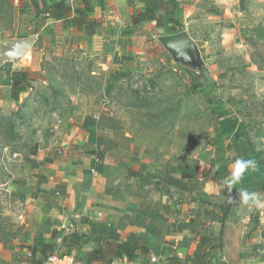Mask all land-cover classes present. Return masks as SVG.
<instances>
[{
  "label": "rangeland",
  "instance_id": "rangeland-1",
  "mask_svg": "<svg viewBox=\"0 0 264 264\" xmlns=\"http://www.w3.org/2000/svg\"><path fill=\"white\" fill-rule=\"evenodd\" d=\"M46 1L52 2L0 0V51L12 39L36 37L17 66L0 64V264L22 263L29 254L25 244H11L35 212L28 209L36 192L28 175L40 151L30 145L36 136L45 141L54 111L75 94L86 115L74 124L98 121L94 111L118 122L150 149L154 183L172 188L181 222L170 225H197L191 234L184 229V243L191 237L184 250L167 241L151 264H172L173 255L191 264L202 241L212 243L211 264H264V209L238 199L224 216L241 188L264 199V0H178L174 14L199 44L210 75L197 88L199 72L177 63L158 39L173 33L159 0H151L156 19L141 23L135 17L145 10L143 0H105L103 7L98 1L103 25L94 44L75 28L48 24ZM16 68L31 74L33 86L21 96L31 103L10 97ZM58 114L63 125L70 122ZM238 158L255 160L256 169L229 189L225 181Z\"/></svg>",
  "mask_w": 264,
  "mask_h": 264
},
{
  "label": "crops",
  "instance_id": "crops-1",
  "mask_svg": "<svg viewBox=\"0 0 264 264\" xmlns=\"http://www.w3.org/2000/svg\"><path fill=\"white\" fill-rule=\"evenodd\" d=\"M98 1L101 4L100 0H94L95 11L92 14L97 19ZM74 2L73 7H78L80 1ZM51 19L48 24L55 26L56 23L58 28L63 27L62 21ZM99 28L94 35L84 31L80 34H84L85 41L94 44L98 40ZM28 91L24 93L29 94ZM77 97L82 99L81 95L75 94L71 97L72 102L61 101V109L54 111L57 118L60 113L71 123L63 125L64 122L56 118L47 125L49 129L45 141L42 143L40 136H36L30 145V150L40 151L34 161L38 166L28 175L36 191L29 195L28 209L35 212L31 221L24 224L22 233L12 238L11 245L28 246L41 240L59 247L62 235L79 230L92 237L81 249L71 253H78L76 259L80 264H102L88 263V251L97 248L104 239L122 242L133 235L147 240L153 249V256L163 257L167 241H175L178 250H184L191 242V237H188L187 243H184L186 234H189L184 233V229L191 234L196 232L197 225H170L181 221L173 213L176 210L170 201L172 188L164 183H154L153 176L148 173L151 171L150 149L144 151L135 144L130 133L119 128L118 122L105 120L111 117L103 111L93 112L98 121L75 125V118L82 120L83 114L86 115L85 110L81 111V107L84 108L81 100H75ZM19 101L24 99L20 97ZM24 102L31 103V100L28 98ZM46 149L48 151L44 153ZM96 161H99L98 164ZM154 170L155 167L151 172L154 173ZM54 230L59 232L57 238L53 236ZM195 246L194 242V250ZM14 256L9 251L8 257ZM151 260L138 252L131 261L124 257L112 264H151ZM24 262L19 264H26Z\"/></svg>",
  "mask_w": 264,
  "mask_h": 264
},
{
  "label": "trees",
  "instance_id": "trees-1",
  "mask_svg": "<svg viewBox=\"0 0 264 264\" xmlns=\"http://www.w3.org/2000/svg\"><path fill=\"white\" fill-rule=\"evenodd\" d=\"M79 1L78 7H73L69 0L46 1L45 8L42 11L43 18H54L55 20L62 21L63 27H73L79 31H84L86 34L94 35L102 24L101 20L92 15L95 11L94 0ZM100 1L103 7L105 0ZM143 1L145 3V10L139 12L135 17V23L156 19L151 0ZM177 3L178 0H159L160 8H163L168 14L173 33L185 30L184 24L174 14ZM209 79V73H199L194 80L200 83H193V87H200L204 81L206 82ZM8 86L12 101H19L21 95L33 86L30 72L19 68L13 69L10 73ZM238 199V196L235 197V202H230L227 205L224 211L225 217L231 212L232 207ZM58 235L59 232L54 230V238H57ZM91 238L87 233L75 230L62 235L59 247L51 242L36 240L34 245L26 246L29 254L24 260L29 264H45L51 255L56 253L60 255L70 254L74 250L81 249L86 243L90 242ZM211 245V242L202 241L196 252L188 257L191 264H211ZM138 252L147 258L153 257V249L147 240L139 235H133L128 241L122 242L114 239L102 240L97 248L88 251L87 259L88 263L100 262L102 264H112L115 260L124 257H127L131 261ZM168 261L172 264H181L183 259L177 255H173L168 258Z\"/></svg>",
  "mask_w": 264,
  "mask_h": 264
},
{
  "label": "water",
  "instance_id": "water-1",
  "mask_svg": "<svg viewBox=\"0 0 264 264\" xmlns=\"http://www.w3.org/2000/svg\"><path fill=\"white\" fill-rule=\"evenodd\" d=\"M158 39L177 63L199 73L208 72L202 50L187 30L160 35ZM35 41V36H28L3 43L0 51V64L13 61L14 66H17L32 49Z\"/></svg>",
  "mask_w": 264,
  "mask_h": 264
},
{
  "label": "clouds",
  "instance_id": "clouds-1",
  "mask_svg": "<svg viewBox=\"0 0 264 264\" xmlns=\"http://www.w3.org/2000/svg\"><path fill=\"white\" fill-rule=\"evenodd\" d=\"M256 169V161L253 159L238 158L232 165V171L230 177L225 181L226 186L231 189L232 186L238 184L246 171ZM238 197L243 204L251 203L258 209H264V199L257 192H250L245 188H241ZM230 202H235L232 197H229Z\"/></svg>",
  "mask_w": 264,
  "mask_h": 264
},
{
  "label": "built area",
  "instance_id": "built-area-1",
  "mask_svg": "<svg viewBox=\"0 0 264 264\" xmlns=\"http://www.w3.org/2000/svg\"><path fill=\"white\" fill-rule=\"evenodd\" d=\"M45 264H80L78 263L76 257L73 254H53L51 255Z\"/></svg>",
  "mask_w": 264,
  "mask_h": 264
}]
</instances>
